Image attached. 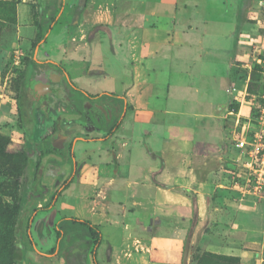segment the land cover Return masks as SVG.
Wrapping results in <instances>:
<instances>
[{
  "label": "rangeland",
  "instance_id": "obj_1",
  "mask_svg": "<svg viewBox=\"0 0 264 264\" xmlns=\"http://www.w3.org/2000/svg\"><path fill=\"white\" fill-rule=\"evenodd\" d=\"M82 2L83 0H0V145L3 147V152H0V169L9 171V175H0V264H6L8 261V234L13 204L19 195L27 196L23 204L26 211L22 213L19 226V232L26 244L22 264H67L68 259L73 261L69 255L64 257V251L54 257L39 255L31 250L27 240L29 230L37 249H51L55 241L53 227L64 216L89 220L99 226L103 242L109 241L115 251V260L109 262L110 247H104L103 252H107L108 257L104 258L99 253L100 264H182L186 239L189 241L186 264H264L263 200L244 191V180L236 160L238 150L232 139L237 116L229 113L230 106L237 103L239 110L241 109V120L248 115L250 104L254 103L251 99L243 101L241 96L245 82L248 77L250 79L251 74L246 64L252 66L257 56L264 55V0L198 2L199 6H205L206 12L211 11L215 15L228 12L231 17L236 13V20L231 19L230 22L225 21L217 25L220 34L224 35L205 36L202 59L195 65L205 73L220 71L224 76V86L232 82L233 86L242 92L235 91L230 100L226 89L218 96L215 102L225 105V110L221 106L219 110V113L224 115L223 123L218 125L208 121V130L202 133L200 129L190 128L195 118L180 116L185 128L174 130L171 138L185 140L184 146L193 143L189 145L183 161L177 162V165L173 163L175 165L171 171L179 177L175 180L161 177V182L156 181L161 188L173 192V195L177 194L179 201H166V193L163 195L165 190L162 189L157 201L168 202L167 208L157 207L153 210L152 205L143 204L145 200L142 198L136 199L140 203H132L134 199L130 193H126L127 173L131 181L144 182V179L139 178L140 166H144L145 162L158 166L161 160V140L146 138L141 129L145 127L153 129V132L154 128H160L155 124L146 127L138 123L136 127H140L139 131L136 128L137 134L134 143H131L133 147L129 157L130 165L126 162V152L121 159H113L110 155L105 157V150H101L99 155L97 152L91 155L93 163L99 159L106 161V172L118 170L115 180L111 173H107L105 177L102 175L96 179L86 178L73 182L58 195L53 205L48 209L39 210L55 191L52 174L57 168L49 163L50 158L43 156V151L49 147V140L63 136L66 139L68 135V143L71 137L75 159H80L82 151L92 147L94 141L78 137L80 126L77 123L66 125V119L63 118L57 119L56 128L53 129L55 116L50 113L42 115V111L34 110V121L30 124L27 112L30 110L33 89L29 82H35L38 88L41 80L47 78L43 77L44 70L53 68L42 63L60 62L69 70L77 89L81 88L89 93H98L99 89L112 92L113 89L111 80L88 77L84 69H100L103 58L113 60L110 48H113L114 56L118 57L116 52L120 51V48L116 42L115 29H110V41L104 44H92L84 40L79 42L77 48L70 46V37L78 38L81 32L86 30L84 26L81 30L75 26L81 21L79 7ZM72 3L78 7L69 5ZM75 15L79 20L74 19ZM38 37L45 38L35 50L34 59L38 63L30 65L27 70L29 75L17 92L18 71L23 70L26 58L32 56V45ZM208 38L211 39L207 40ZM217 40L221 48L229 49L224 63L215 62L216 51L206 48L207 41L214 44ZM234 41H237L235 48ZM75 59L79 62L73 61ZM219 60H223V57ZM111 68L116 69L114 63ZM262 79L259 77L260 88L257 91L262 87ZM18 106L22 117L19 116ZM63 113L68 115L67 111ZM31 126L33 134L27 137L24 129L31 131ZM197 143L200 144L199 147ZM26 148H29V156L33 162L31 168L29 166L25 173L20 174L17 169L21 165L22 152ZM200 149L205 152H199ZM150 153L155 155L154 159ZM38 158L40 163L36 165L35 174H32V165L34 166ZM35 175L36 180L33 181ZM153 179L159 180L154 173L149 180ZM116 186H120L122 191L117 192ZM137 188L139 193L145 194V198L150 195L149 198L152 199L154 188ZM97 189L102 190L101 196L94 194ZM93 200L100 204H92ZM169 205H172V212H169ZM94 206L98 209H94ZM30 216L32 219L28 228L26 221ZM71 237H74L72 240H82L83 243L88 241L89 248L94 244V240H90L79 230L65 236V247L74 243L70 240ZM126 239L130 250L124 249ZM124 250L127 251L124 253ZM227 256L237 259H229ZM84 259L82 264H92L88 255Z\"/></svg>",
  "mask_w": 264,
  "mask_h": 264
},
{
  "label": "crops",
  "instance_id": "obj_2",
  "mask_svg": "<svg viewBox=\"0 0 264 264\" xmlns=\"http://www.w3.org/2000/svg\"><path fill=\"white\" fill-rule=\"evenodd\" d=\"M199 1L201 0H83V4L79 7L81 21L75 26L79 30L84 26L86 30L81 32L78 38L70 37V46L77 48L80 45L79 42L86 41V32L95 25L101 26L100 30L93 35L92 44H104L110 41V29L113 28L116 31L114 34L117 36L116 42L121 51L116 52L119 54L118 57L114 56L113 48H110L113 60L103 58L100 69L86 67L84 73L88 77L111 80L112 92L101 91V89L99 92L105 94L104 97L107 99L108 94H117L125 110H123L118 130L113 135L104 136V131L97 132L89 129L87 135L84 133L81 136L89 139L102 137L101 142H94L92 147L87 149L95 151L97 148L112 147L117 159L123 158L126 152L128 153L126 162L130 165L129 157L133 147L131 143L136 137V128L138 131L140 128L136 125L139 123L147 127L155 124L160 128L159 130L154 128L153 132V129L141 128L146 138L154 137L161 140L160 165L145 162L144 166H140L139 178L144 179V182L139 183V178L138 181H131L128 173L125 177L126 193H130L131 198L134 199L132 203L142 198L145 200L143 204L152 205L153 210L157 207L166 209V203L179 201L177 194L173 195V192L161 188L156 181L161 182V177L172 180L179 177L171 171L172 166L175 165L173 163L177 165V162H182L189 150V145L193 143L191 141L192 143L184 146L185 140L171 138L174 130L185 128V123L180 116L187 115L195 118L190 128L191 130L200 129L201 133L208 130V121L222 125L224 115L219 113V110L220 106L225 110V105H219L215 100L225 89L228 90L229 100L232 95L233 83L230 82L224 86L222 83L224 76L220 71L205 73L197 69L195 63L202 59L205 36L224 35L220 34L217 25L225 21L230 22L231 19L236 20V13H233L231 17L228 12L215 15L211 11L206 12L204 5L199 6ZM69 5L76 6L74 3ZM74 19L79 20L77 15ZM218 42L219 40L213 44L207 41L206 48L213 49L218 54H216L215 62L224 63L229 49L221 48ZM234 43L235 48L237 41ZM220 57H223V60H219ZM73 61L79 62L77 59ZM113 63L116 67L114 70L111 68ZM232 65H234L233 62ZM66 71L69 73L68 69ZM69 75L71 76L70 73ZM199 145L197 143V147ZM199 152L205 151L200 149ZM150 155L152 159L155 158L152 153ZM114 173L117 174L118 170ZM153 173L159 180H149ZM138 186L154 188L152 199L149 198L150 195L145 198L143 192L139 193ZM162 189L167 191H164L163 195L166 193L168 202L157 201L158 194H162ZM100 193H103L102 190L97 189L94 194L97 196ZM102 198L104 199L105 196ZM92 204L100 203L93 200ZM169 206V212H172V205ZM94 209L98 208L94 206ZM122 209L125 210L124 207ZM127 241L126 239L124 249L130 250ZM126 251L124 250V253Z\"/></svg>",
  "mask_w": 264,
  "mask_h": 264
},
{
  "label": "flooded vegetation",
  "instance_id": "obj_3",
  "mask_svg": "<svg viewBox=\"0 0 264 264\" xmlns=\"http://www.w3.org/2000/svg\"><path fill=\"white\" fill-rule=\"evenodd\" d=\"M78 14L80 15V13ZM100 26L101 25H95L93 28L89 29L86 32V41L92 42L93 35H95V33L100 30ZM35 63L38 62L36 61ZM42 64H48L50 68H53H51V70L49 71L45 69L43 77L47 78L41 80L42 83L38 85V88L36 87V90H31V105L30 110L27 112L28 122L30 124H32L34 121L33 113L35 111H42L40 112V114L42 115L50 113L55 116L52 122L53 129L56 128L57 119L60 118L66 119V125H72L74 123H77L80 126V130L78 131V137L83 139H89L81 136V134L84 133L87 135L89 133V129H92L97 132L104 131V136H111L117 132L118 126L120 124V119L123 115V110H125L124 105L122 104V100L117 94L110 93L108 94L109 97L107 99L104 97L105 94H102L101 92L89 93L84 89H77L76 85L72 82L69 73H67L65 67L60 62ZM52 76L57 78H53ZM64 111H67L68 115L64 114ZM19 116L22 117V113ZM66 116H69L70 118ZM29 132L31 135L33 134L32 126L31 131ZM67 137L68 135H66V139ZM66 139L64 138V136L61 138H51L48 142V149H45L43 151V156L46 155L48 158H50L49 163H52L57 168L52 174L54 175L52 184L54 185V190L56 192H60L59 195L63 190L69 188L71 183L84 180L86 178L96 179V177L100 178L102 175H104L105 177L107 173H111L113 180H115L116 176H118L116 173L112 172L110 169L109 170L111 172H106V170H104V166L108 167V164H106V161L104 159L96 160L94 163L91 162V155L95 151L99 155L101 150L106 151V153H104L105 157H107V155H110L111 158L117 159L115 151L112 150V147H105L104 149L97 148V150L95 151H91L85 148V150H83L81 153L80 159H75V156L72 151L71 137L68 143ZM101 139L102 137H94L89 140H92L94 142H101ZM43 156H40V158ZM38 163L40 162L38 161ZM37 171H39V169ZM93 175L95 177H93ZM33 178V181L36 180V175ZM116 189L117 192L118 190L122 191L120 186H116ZM53 229L55 232V226L53 227ZM73 238L74 237H71L70 240H72ZM72 241H74L73 244H70L65 247L63 239V244L59 251V253L64 251V257L69 255L68 257L73 258V261H68V259L67 264H82L83 260H85L84 257L87 255L90 257L92 264H100L98 260V254L100 253L104 256V258H107L108 253L103 252L104 247H106L107 245H109L110 247V260L108 261L110 262L114 259L115 251L113 245H110L109 241L103 242L102 237L98 244H95L94 242L92 248H89L88 241L86 243H83L82 240ZM32 242L34 243V249L30 246L31 250L39 254L36 251L39 249L36 248L33 239ZM55 244L56 233L55 241L52 248L55 246ZM24 259V255L22 253V256L18 262L22 264ZM26 264L32 263L27 262Z\"/></svg>",
  "mask_w": 264,
  "mask_h": 264
},
{
  "label": "trees",
  "instance_id": "obj_4",
  "mask_svg": "<svg viewBox=\"0 0 264 264\" xmlns=\"http://www.w3.org/2000/svg\"><path fill=\"white\" fill-rule=\"evenodd\" d=\"M55 22V21H54ZM51 29V26L49 27ZM49 29V30H50ZM44 37H38L35 42L32 45L33 51H32V56L29 58H26L25 66L23 70L18 71V76H17V92L20 90V87L22 86V82L24 79H26V76L29 75L28 68L30 65L34 64L36 62V59H34L35 56V50L39 46V44L44 41ZM260 72L261 68L258 64L255 62L252 64V69H251V74H250V80L248 81L247 84V93L245 96V99L250 100L252 99L253 95L256 94L257 89L260 88V85L258 84L259 77H260ZM232 105V104H231ZM19 108V115H21L20 107ZM238 110V104H234L233 106H230L229 111L236 112ZM24 128V127H22ZM30 131V130H29ZM26 128L24 129V132L27 137H30L31 134ZM0 152H3V147L0 145ZM40 158L35 160L34 166L32 165L33 168V173L34 170L36 169V165L38 164ZM33 161L30 159L29 156V148H26L24 152H22V162L21 165L18 167V172L25 173L26 169L30 166L31 168V163ZM0 175H9V171L7 169H0ZM34 179V178H32ZM26 188V187H25ZM60 192H53L48 200V202L39 210H45L48 209L53 203L55 202L56 198L58 197ZM27 196L22 197L21 195L17 196V200L13 204V210H12V220L10 223V231L8 234V240H9V245H8V261L6 264H17L19 259L22 256V253L24 251V247L26 246L25 242H23V237L21 235L20 231V224L22 221V213L25 212L26 210L24 209V202ZM35 210V209H34ZM31 216L27 218V225L28 228L31 223ZM82 231L84 232L90 240H94L95 244H98L99 241L101 240V231L99 229L98 225L92 224L89 220L85 219H79L76 217H61L60 222L55 226V233H56V244L53 248L47 251H40L36 250L39 254L45 255V256H55L59 253L62 244H63V239L64 237L72 233L74 231ZM27 236L30 243V246L34 249V243L32 242L29 230L27 231ZM229 259H237L235 257L227 256ZM226 258V257H225Z\"/></svg>",
  "mask_w": 264,
  "mask_h": 264
},
{
  "label": "built area",
  "instance_id": "obj_5",
  "mask_svg": "<svg viewBox=\"0 0 264 264\" xmlns=\"http://www.w3.org/2000/svg\"><path fill=\"white\" fill-rule=\"evenodd\" d=\"M254 62L261 68L260 79L262 87L253 95L249 106V113L240 120L241 109L229 113L236 115L232 139L237 148V162L240 175L244 180V191L259 196L263 200L264 208V55L257 56ZM248 71L252 69L251 64H246ZM243 87L241 99L244 101L247 93V83ZM242 92L235 86L231 89L232 95ZM250 101V102H251Z\"/></svg>",
  "mask_w": 264,
  "mask_h": 264
},
{
  "label": "water",
  "instance_id": "obj_6",
  "mask_svg": "<svg viewBox=\"0 0 264 264\" xmlns=\"http://www.w3.org/2000/svg\"><path fill=\"white\" fill-rule=\"evenodd\" d=\"M30 87L33 90H36L37 85H35V82L30 81ZM188 239L185 240L184 248H183V254H182V264H186L187 261V252H188Z\"/></svg>",
  "mask_w": 264,
  "mask_h": 264
}]
</instances>
